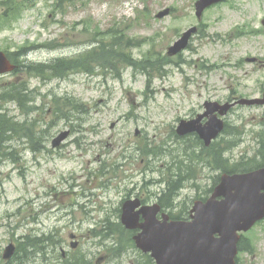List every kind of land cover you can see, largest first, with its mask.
Listing matches in <instances>:
<instances>
[{
	"label": "rangeland",
	"instance_id": "obj_1",
	"mask_svg": "<svg viewBox=\"0 0 264 264\" xmlns=\"http://www.w3.org/2000/svg\"><path fill=\"white\" fill-rule=\"evenodd\" d=\"M195 2L76 0L54 14L51 0H40L12 29L0 31V49L11 51L27 43L44 44L58 39L60 44L54 41L56 48L41 47L28 55L29 62L37 63L82 53L89 47L95 31L103 32L115 23L129 25V37L139 42L131 51L134 57L155 58L158 53L165 56L178 33L203 23L191 41V48L175 59L180 66L164 64L161 71L166 75L154 74L151 80L128 67L121 77L74 72L46 82L36 76L29 78V88L42 93L36 103L39 105L43 99V114L40 109L30 117L44 116L39 123L45 128L44 144L41 151L35 152L22 146L25 141L11 142L22 156L6 160L0 166V260L13 239L28 233L52 236L55 244L44 252L53 259L62 252L61 247L75 252L77 249L69 245V234L75 232L81 238L80 251L94 262L103 257L101 264L107 263L108 252L100 248V239L93 237L92 229L106 216L116 219V207L130 191L143 188L152 177L166 175L173 160L176 166L179 161H184L183 165L185 160L189 162L190 150H200L194 135L185 141L177 138L179 121L201 112L207 99L223 102L236 93L245 97L262 94L264 0H225L207 8L201 21L195 13ZM167 7L171 8L170 14L158 18L156 14ZM252 56L259 57L262 64L248 62L247 58ZM23 77L28 78L25 72ZM11 78H0V82L7 83ZM53 97H72L89 109L82 113L76 110L73 119L57 117L51 103L45 102ZM0 104V111H7L21 121L25 119L15 103ZM228 121L243 132L224 137L236 140L242 135L244 139L229 155L238 159L243 154L252 156L255 133L257 136L258 132H264V107L239 106ZM62 132H68L69 136L60 147L54 148L52 141ZM147 138L152 147L157 146L159 156L153 154L143 160L139 149ZM200 155L197 166H193L201 187L198 190L188 183L178 197L183 205L214 182L216 172L202 162L205 154ZM109 164L110 172L103 178L95 176L98 168ZM72 182L77 185L75 188L71 187ZM147 187L160 189L154 184ZM64 191H74L75 195L63 196L61 200L54 197L55 192ZM92 191L94 197L89 201ZM57 203L61 207L53 208ZM246 235L253 238V246L250 252H241L239 264H264V223ZM52 247L56 248L55 253Z\"/></svg>",
	"mask_w": 264,
	"mask_h": 264
},
{
	"label": "water",
	"instance_id": "obj_2",
	"mask_svg": "<svg viewBox=\"0 0 264 264\" xmlns=\"http://www.w3.org/2000/svg\"><path fill=\"white\" fill-rule=\"evenodd\" d=\"M221 0H199L197 15L201 16L205 7ZM168 13L163 11L159 16ZM196 28H191L170 48L176 53L184 48ZM13 69L6 54L0 51V73ZM242 102L252 104L264 100L250 99ZM216 103H208L211 107ZM221 113L227 111L223 107ZM217 107L209 110L214 112ZM201 118V116H200ZM197 119L182 121L178 131L185 133L197 130L207 144L223 129V121L215 115L205 126H197ZM63 136L59 138L62 139ZM264 168L242 175H224L217 187V195L224 199L214 198L207 204L196 206L194 222H174L168 226L148 225L137 237L138 244L151 250L158 264H233L237 252V231L248 229L264 216ZM128 216L129 210L126 208ZM219 233V237H215ZM8 254L13 246L7 248Z\"/></svg>",
	"mask_w": 264,
	"mask_h": 264
},
{
	"label": "trees",
	"instance_id": "obj_3",
	"mask_svg": "<svg viewBox=\"0 0 264 264\" xmlns=\"http://www.w3.org/2000/svg\"><path fill=\"white\" fill-rule=\"evenodd\" d=\"M54 1L55 4L53 6L59 7L66 0ZM36 2L37 0H0V28L2 29L10 26L21 16L23 11L33 6ZM96 36H98V42L92 50L76 58L58 59L47 66L36 67L37 73L43 76H63V74H66V72L71 69H91V71L101 69L104 72L108 70L113 71L118 69L123 61L139 65L131 59V55L128 52L130 41L124 43L121 40L124 36L122 31L111 30L106 33L96 32ZM107 38H111V41L107 40ZM143 65H146V63ZM158 67L159 65L157 63H153V70ZM25 86L26 84L19 85L12 83L11 85L5 84L3 87V84H0V103L15 102L27 116L26 119L21 121L8 113H0V163L6 157L16 158V150L11 143L6 145V142L24 140L32 143L31 147L34 150H41L43 148V133L45 131L39 126V119L29 117L37 109H42L43 112V100L41 105H36L34 103L36 97H34L31 92L26 91ZM55 105L57 107L56 114L66 119L71 118V111L75 110L76 112L77 110L78 113L84 111L83 104L72 99H58ZM260 162L262 163L258 164H264V159H261ZM176 189H174V191ZM49 242L54 244L53 240ZM43 243L44 240L41 237L26 235L24 240L19 242V248L17 250L18 255H16L18 259L17 264H21L26 256L30 259L34 253L33 251H39ZM65 264H89V261L86 260L83 255H74L65 261Z\"/></svg>",
	"mask_w": 264,
	"mask_h": 264
},
{
	"label": "flooded vegetation",
	"instance_id": "obj_4",
	"mask_svg": "<svg viewBox=\"0 0 264 264\" xmlns=\"http://www.w3.org/2000/svg\"><path fill=\"white\" fill-rule=\"evenodd\" d=\"M206 120H207V118H204L203 119V122H206ZM222 137H223V135H221V137L219 138V141L222 139ZM165 211V209L163 208L162 210H161V213L159 214V217L161 218L162 217V213Z\"/></svg>",
	"mask_w": 264,
	"mask_h": 264
},
{
	"label": "bare ground",
	"instance_id": "obj_5",
	"mask_svg": "<svg viewBox=\"0 0 264 264\" xmlns=\"http://www.w3.org/2000/svg\"><path fill=\"white\" fill-rule=\"evenodd\" d=\"M187 157H188V154H187ZM171 187H170V190L173 192L174 191V189H176V186L175 185H170Z\"/></svg>",
	"mask_w": 264,
	"mask_h": 264
}]
</instances>
